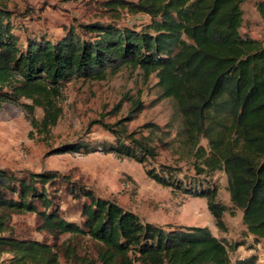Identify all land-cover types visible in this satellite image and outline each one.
Instances as JSON below:
<instances>
[{
    "label": "trees",
    "instance_id": "1",
    "mask_svg": "<svg viewBox=\"0 0 264 264\" xmlns=\"http://www.w3.org/2000/svg\"><path fill=\"white\" fill-rule=\"evenodd\" d=\"M247 1H113L107 7L144 14L150 23L140 31L80 25L57 42L30 35L25 49L14 33L15 13L1 4L0 105H22L31 114L40 107L44 115L37 125L49 132L62 116L56 96L74 79L103 81L109 70L126 65L157 73L163 96L175 104L177 136L200 163L198 174L225 173L231 202L243 212L248 233L264 239V37L241 32ZM256 10L264 24V0H256ZM141 107L138 103L135 110ZM133 117L100 122L112 142L73 144L60 153L102 152L142 164L155 160L158 150L150 138L129 132ZM160 171L148 176L164 187L206 198L216 227L226 232V208L216 202L215 185L182 184L176 169L163 166ZM65 193L75 200L80 222L63 217L58 199ZM25 214L36 215L39 231L54 242L18 237L13 218ZM64 235L70 237L59 243ZM3 255L10 258L0 264H60L61 256L73 264H259L256 256L233 263L228 245L209 228L165 230L144 223L59 172L0 169V259Z\"/></svg>",
    "mask_w": 264,
    "mask_h": 264
},
{
    "label": "rangeland",
    "instance_id": "2",
    "mask_svg": "<svg viewBox=\"0 0 264 264\" xmlns=\"http://www.w3.org/2000/svg\"><path fill=\"white\" fill-rule=\"evenodd\" d=\"M113 1L137 0H0V5L15 13L14 33L25 49L30 35L46 36L57 42L70 28L80 25L102 23L140 31L150 23L144 14H132L123 7H107ZM242 8L245 22L241 32L263 38L264 24L256 10V0L245 2ZM159 82L157 73L127 65L116 71L109 70L103 81L74 79L56 96L62 116L49 132L37 125L44 115L40 107L31 114L22 105L1 104L0 169L59 172L69 176L72 183L91 189L96 196L135 213L144 223L165 230L209 228L214 236L228 245L233 263L256 256L258 263L264 264V239L256 240L248 233L243 212L235 209L231 202L225 173L216 172L212 178L198 174L196 166L200 163L197 156L177 136L174 101L163 96ZM3 90L10 91L8 88ZM21 102L32 104L25 99ZM138 103L142 107L135 110ZM118 106L121 111L117 113L115 108ZM133 109L135 112L131 113ZM128 116H135L128 123L129 132L150 138L157 147L155 160L142 164L102 152L60 153L64 147L73 144L89 142L99 146L114 141L112 134L100 122L114 124ZM201 145L208 151L207 140L203 139ZM163 166L176 169L182 184L194 185L200 180L209 186L215 185L219 190L216 202L226 208V232L216 227L206 198L185 194L174 187H164L148 176L149 171L161 172ZM58 205L65 211L63 217L80 222L77 204L70 195L62 194ZM40 223L39 218L32 214L15 215L13 218L18 237L53 243L52 236L39 231ZM69 237H60L59 243ZM80 244L86 247L88 241ZM236 244L240 247L233 249L231 245ZM9 258V255L1 256L0 263ZM60 264L73 263L61 256Z\"/></svg>",
    "mask_w": 264,
    "mask_h": 264
}]
</instances>
